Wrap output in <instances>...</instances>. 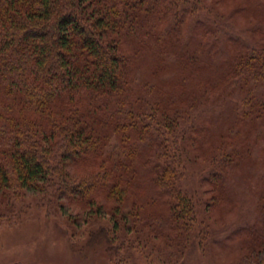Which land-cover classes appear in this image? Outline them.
Masks as SVG:
<instances>
[{
	"label": "trees",
	"instance_id": "1",
	"mask_svg": "<svg viewBox=\"0 0 264 264\" xmlns=\"http://www.w3.org/2000/svg\"><path fill=\"white\" fill-rule=\"evenodd\" d=\"M204 1L0 0V222L32 190L93 219L109 207L107 251L189 248L190 152L243 142L237 123L264 130V0ZM224 13L254 42L230 36L218 57L206 18ZM225 158L204 207L225 199ZM258 210L240 236L250 264H264V192Z\"/></svg>",
	"mask_w": 264,
	"mask_h": 264
},
{
	"label": "rangeland",
	"instance_id": "2",
	"mask_svg": "<svg viewBox=\"0 0 264 264\" xmlns=\"http://www.w3.org/2000/svg\"><path fill=\"white\" fill-rule=\"evenodd\" d=\"M202 1L205 2L190 0L199 5ZM199 14L203 16V11ZM206 19L216 26L212 38L219 48L218 57L226 56L230 45L254 42L253 27H247L249 24L240 15L237 22L227 13ZM230 36L235 38V44L225 41L231 40ZM253 125L248 121L246 133L239 123L234 126L233 132H240L239 138L244 140L239 142L238 138L235 146H229L227 139L223 148L215 142L216 148L207 143L201 151L190 152L181 179L197 204V222L193 240L182 254L179 247L165 250L162 244L148 247V256L128 247L119 254L107 251L99 231L107 219L113 221L109 207H102L107 211L101 212V219H93L87 215L89 210L61 206L60 202H50L44 195L27 190L22 212L16 211L13 218L9 214L0 222V264H250V253L240 236L257 225L258 204L264 192V130ZM217 134L212 133V137ZM225 157L232 158L230 171L224 176L225 199L219 207H204L210 197V179L225 171Z\"/></svg>",
	"mask_w": 264,
	"mask_h": 264
}]
</instances>
